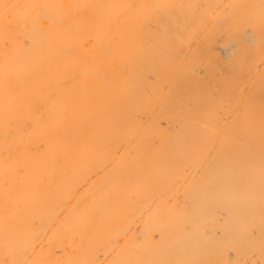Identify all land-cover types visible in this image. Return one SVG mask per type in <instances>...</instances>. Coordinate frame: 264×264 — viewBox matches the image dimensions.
<instances>
[{
    "label": "bare ground",
    "instance_id": "obj_1",
    "mask_svg": "<svg viewBox=\"0 0 264 264\" xmlns=\"http://www.w3.org/2000/svg\"><path fill=\"white\" fill-rule=\"evenodd\" d=\"M0 264H264V0H0Z\"/></svg>",
    "mask_w": 264,
    "mask_h": 264
}]
</instances>
